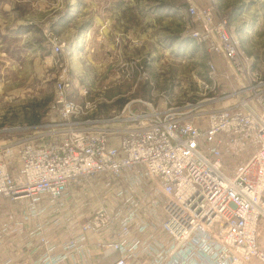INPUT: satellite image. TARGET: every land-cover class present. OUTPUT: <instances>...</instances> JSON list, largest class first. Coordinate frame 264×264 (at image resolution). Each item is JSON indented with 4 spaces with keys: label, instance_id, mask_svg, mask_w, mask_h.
<instances>
[{
    "label": "built area",
    "instance_id": "1",
    "mask_svg": "<svg viewBox=\"0 0 264 264\" xmlns=\"http://www.w3.org/2000/svg\"><path fill=\"white\" fill-rule=\"evenodd\" d=\"M189 11L203 22L197 36L208 52L230 69L226 80H236L232 91L163 110L140 101L145 109L134 111L138 101H131L113 117L93 118L85 116L93 103L69 100L60 81L52 108L66 138L25 141L16 177L0 165V196L28 201L32 216L44 202L57 211L83 180L114 185L113 205H102L57 249L48 241L40 263L86 259L94 241L103 257L118 255L109 264H264V79L226 20L214 23L195 5ZM214 72L211 65V78ZM244 135L254 136L257 148L229 170L224 152Z\"/></svg>",
    "mask_w": 264,
    "mask_h": 264
},
{
    "label": "rangeland",
    "instance_id": "2",
    "mask_svg": "<svg viewBox=\"0 0 264 264\" xmlns=\"http://www.w3.org/2000/svg\"><path fill=\"white\" fill-rule=\"evenodd\" d=\"M190 5L210 11L214 23L226 20L230 36L264 79V0H0V165L16 177L21 165L17 151L25 141L41 146L66 138V127L56 126L61 116L52 108L60 81L67 85L69 100L93 103L85 115L93 118L113 117L131 101H138L134 111L145 109L140 101L163 110L232 91L236 80H226L230 69L197 36L204 25L190 13ZM62 15L69 22L56 26ZM36 113L41 123H32ZM227 148L223 164L234 170L253 154L257 142L244 135ZM104 180L72 186L70 201L57 211L44 202L37 217L48 227H39V236H34L36 227L26 231L39 253L32 248L34 254H7L1 246L0 260L2 255L9 259L0 264H42L48 241L57 249L102 205H113L114 185ZM31 208L28 203L26 214L34 215ZM55 221L62 226H53ZM19 225L14 234L24 233ZM90 245V256H75L66 264H109L118 257H103L94 241ZM19 255L24 257L20 262Z\"/></svg>",
    "mask_w": 264,
    "mask_h": 264
},
{
    "label": "crops",
    "instance_id": "3",
    "mask_svg": "<svg viewBox=\"0 0 264 264\" xmlns=\"http://www.w3.org/2000/svg\"><path fill=\"white\" fill-rule=\"evenodd\" d=\"M68 22L69 19H67L66 15H62L61 17H59L56 26H65ZM75 49H78L77 46H75ZM100 116L105 117V115ZM0 201V236L2 239L0 247L2 246V249H4L7 254L17 250L21 253L27 251L31 254L32 248H35L37 250L35 252H38L39 248H36V244L29 242V238L27 236L26 231L32 229L33 227H36L38 224L43 226L44 229H46L48 227L47 220L39 221V217L32 216L30 215V213L26 214L28 208V201H21L15 203L3 197L0 198ZM41 207L42 206H39V210L41 209ZM18 225L20 226L21 230L24 231V233L14 234L13 230ZM1 229H3V232H1ZM35 252H32V254H34ZM2 257L3 258L0 260H3L2 263L7 262V260L9 259L7 255L6 257L5 255H2ZM18 257V262H20L21 259H24L22 255H19Z\"/></svg>",
    "mask_w": 264,
    "mask_h": 264
},
{
    "label": "trees",
    "instance_id": "4",
    "mask_svg": "<svg viewBox=\"0 0 264 264\" xmlns=\"http://www.w3.org/2000/svg\"><path fill=\"white\" fill-rule=\"evenodd\" d=\"M34 119L32 120V123H41V121H39L40 120V116L36 113L34 116Z\"/></svg>",
    "mask_w": 264,
    "mask_h": 264
}]
</instances>
